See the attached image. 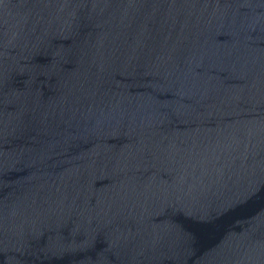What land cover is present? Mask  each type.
Listing matches in <instances>:
<instances>
[{
	"label": "water",
	"instance_id": "water-1",
	"mask_svg": "<svg viewBox=\"0 0 264 264\" xmlns=\"http://www.w3.org/2000/svg\"><path fill=\"white\" fill-rule=\"evenodd\" d=\"M0 264H264V0H0Z\"/></svg>",
	"mask_w": 264,
	"mask_h": 264
}]
</instances>
